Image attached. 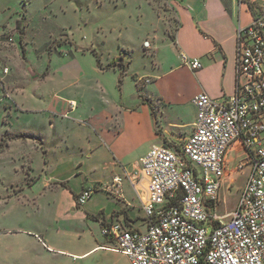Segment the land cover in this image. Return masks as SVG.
<instances>
[{
  "label": "crops",
  "instance_id": "0c3cea01",
  "mask_svg": "<svg viewBox=\"0 0 264 264\" xmlns=\"http://www.w3.org/2000/svg\"><path fill=\"white\" fill-rule=\"evenodd\" d=\"M169 3L176 22L174 40L167 34L172 61L165 67L157 60L153 72L130 74L135 102L126 101L129 63L120 81L117 67L95 65L94 73L109 70L113 74L109 103L101 110L95 111L82 99L61 96L60 114L48 116V123L55 128L58 121L70 120L76 130L71 127L52 134H10L12 138L0 153L9 152L24 159L27 175L32 176L27 184L29 191L15 192L12 198L18 204L30 205L32 211L16 215L10 224L0 220V264H130L124 254L115 250V239L102 233V226L119 222L128 229H146L148 221L142 208L146 190L143 185L136 184L135 188L132 183L137 162L154 144L180 151L194 129L196 108L192 98L196 93L205 91L223 101L235 92L236 31L264 11V0ZM151 46L147 49L160 54V45ZM77 51L67 56L61 72L65 87ZM181 53L198 58L201 68L192 70L184 65ZM49 74L47 71L44 80ZM76 80L83 89L92 87L100 94L105 92L101 84L93 87L91 81L87 82L90 79L83 76ZM188 108L189 116L183 114ZM19 112L31 110L10 101L9 116L15 113L18 117ZM171 112L174 113L170 115ZM236 149L240 152L238 157L242 155L235 142L228 152L225 183L233 182L238 173L233 171L238 160ZM34 151L40 152L39 167L32 164ZM114 177L120 178L119 183H114ZM86 188L93 192L85 203L77 205L76 197Z\"/></svg>",
  "mask_w": 264,
  "mask_h": 264
},
{
  "label": "built area",
  "instance_id": "2783aa9c",
  "mask_svg": "<svg viewBox=\"0 0 264 264\" xmlns=\"http://www.w3.org/2000/svg\"><path fill=\"white\" fill-rule=\"evenodd\" d=\"M180 56L190 69L201 68L198 58ZM192 102L194 129L180 151L154 144L137 162L132 183L146 190V229L115 222L101 231L130 264H264V11L236 31L235 92L219 101L201 91ZM235 142L242 155L233 171L248 166L249 173L235 207L219 213ZM92 192L83 189L77 205Z\"/></svg>",
  "mask_w": 264,
  "mask_h": 264
},
{
  "label": "rangeland",
  "instance_id": "374dc122",
  "mask_svg": "<svg viewBox=\"0 0 264 264\" xmlns=\"http://www.w3.org/2000/svg\"><path fill=\"white\" fill-rule=\"evenodd\" d=\"M169 4V0H0V150L12 138L10 134L17 131L52 134L71 127L76 130L70 120L58 121L55 128L48 123V116L60 114L61 96L82 99L95 111L109 103V81L113 74L109 70L94 73L97 58L92 50L100 58V68H109L111 59L112 67L126 72L129 63L126 101L135 102L130 74L153 72L157 60L164 66L172 61L167 34L174 33L176 22ZM144 39L160 45V54L142 46ZM21 47L25 49L24 57ZM75 50L77 60L69 67L65 87L61 72L67 56ZM47 71L50 74L44 80ZM80 76L90 79L87 82L91 81L93 87L101 84L104 94L92 87L83 89L76 80ZM10 101L31 112L9 116ZM183 114L189 116L190 108ZM236 151L238 157L239 149ZM31 158L33 166L39 167L40 152H32ZM240 162L241 156L236 164ZM24 165V159L9 152L0 153V220L7 224L14 222L16 215L32 211L30 205L18 204L12 198L15 192L29 191L27 184L32 176L27 175L29 171ZM247 172L244 167L234 174L233 182L224 181L219 213L235 207Z\"/></svg>",
  "mask_w": 264,
  "mask_h": 264
},
{
  "label": "trees",
  "instance_id": "16d2710c",
  "mask_svg": "<svg viewBox=\"0 0 264 264\" xmlns=\"http://www.w3.org/2000/svg\"><path fill=\"white\" fill-rule=\"evenodd\" d=\"M17 23H19V20L17 21ZM171 38L174 40V36L171 34L170 35ZM21 52H22V56L24 57L25 56V49L23 47H21ZM93 54L96 56L97 58V65L100 67V58L98 57L97 53L95 52V50H92ZM112 64L111 63H108V66L110 67ZM120 78H119V81L121 80L122 76L124 75V70L120 72Z\"/></svg>",
  "mask_w": 264,
  "mask_h": 264
}]
</instances>
